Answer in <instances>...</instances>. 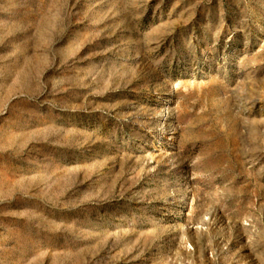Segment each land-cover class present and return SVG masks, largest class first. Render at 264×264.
<instances>
[{
    "label": "rangeland",
    "instance_id": "obj_1",
    "mask_svg": "<svg viewBox=\"0 0 264 264\" xmlns=\"http://www.w3.org/2000/svg\"><path fill=\"white\" fill-rule=\"evenodd\" d=\"M0 264H264V0H0Z\"/></svg>",
    "mask_w": 264,
    "mask_h": 264
}]
</instances>
